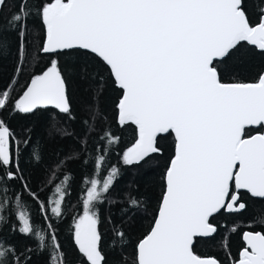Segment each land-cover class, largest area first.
<instances>
[{
  "label": "snow or ice",
  "instance_id": "1",
  "mask_svg": "<svg viewBox=\"0 0 264 264\" xmlns=\"http://www.w3.org/2000/svg\"><path fill=\"white\" fill-rule=\"evenodd\" d=\"M5 2L0 0V18L20 37L31 18L39 21L41 52L49 62L22 95L0 90V111L9 105L20 113L52 106L71 115L59 58L80 50L98 57L121 93L115 105L118 123L135 126V142L123 151L122 163L138 166L163 155L159 141L172 137L162 199L150 231L135 245L133 264H221L195 254L197 238L213 237L219 227H227L213 223L217 215L246 209L241 192L264 198V71L255 82H225L223 75L226 61L242 43L264 55V0L251 7L248 0H20L8 15ZM23 50L21 44V55ZM12 139L0 120V223L8 219L3 213H13L9 185L23 181ZM118 143L119 137L105 132L99 143L84 149L95 153L93 161H86L93 163L95 175L85 177L89 187L73 233L86 264H107L95 209L119 175L116 166L107 168L106 155ZM104 171L109 174L101 180ZM64 179L63 185L56 184V198L40 205L56 219L63 216L70 187V178ZM22 187L28 190L26 183ZM12 196L19 232L34 236L38 247L50 248L58 260L55 254L62 249L51 224L47 235L37 230L21 195L12 191ZM139 208L140 202L130 197L128 209ZM249 227L241 235L238 256L227 253L230 264H264V230ZM115 236L122 241L125 234L118 230ZM6 243L0 241V264H31V249Z\"/></svg>",
  "mask_w": 264,
  "mask_h": 264
},
{
  "label": "trees",
  "instance_id": "2",
  "mask_svg": "<svg viewBox=\"0 0 264 264\" xmlns=\"http://www.w3.org/2000/svg\"><path fill=\"white\" fill-rule=\"evenodd\" d=\"M32 2L28 0L29 4ZM258 2L248 0L250 7ZM19 3L20 0H6L4 13L8 15L15 11L13 5L19 6ZM42 39V26L34 18L29 20L27 33L23 37L13 28H6L0 18V90L7 88L13 97H17L31 77L39 74L48 64L49 56L40 51ZM21 44L23 55L20 52ZM59 59L66 79L71 115L50 108L20 113L10 110L11 105L0 111V120L13 133L11 151L23 176V181L9 185L13 213H3L8 219L6 223H0V241H6L5 246L31 249V264H86L75 244L73 233L75 219L83 214V201L89 187L85 177L95 175L93 163L86 162L93 161L95 153L84 149L99 143L105 132H111L119 137V143L106 154L107 168L116 166L119 175L103 202L95 209L99 216L97 229L102 238L100 247L107 264L133 263L135 244L147 232L162 193V176L172 154V137L167 136L159 141L164 149L163 155H154L151 160L138 166H125L121 156L135 142V127L121 126L116 122L115 105L120 91L112 83L108 69L95 56L83 51ZM225 69V82H255L257 73L264 70V55L242 43L226 61ZM100 81H103V85ZM59 161L64 163L57 167ZM107 174L108 171H104L100 179ZM65 177L70 178V187L62 202L63 216L56 219L50 210L46 213L41 211L40 205L56 198V184L66 183ZM25 183L28 190L22 187ZM12 191L21 195L31 223L37 230L47 235L51 231L49 224L55 230L62 249V253L55 254L58 260L52 258L50 248L41 250L34 236L26 237L19 232ZM33 193L38 199L33 198ZM241 196L246 209L233 215H217L213 223L227 227H219L213 237L198 238L195 254L215 257L221 264H229L227 253L230 251L237 256L242 247V231L250 230L249 226L255 231L264 230V225L259 223L264 220V200L249 197L244 192H241ZM130 197L140 202L138 210L128 209ZM233 226L237 228L236 232L229 230ZM118 230L125 234L122 241L115 236Z\"/></svg>",
  "mask_w": 264,
  "mask_h": 264
},
{
  "label": "water",
  "instance_id": "3",
  "mask_svg": "<svg viewBox=\"0 0 264 264\" xmlns=\"http://www.w3.org/2000/svg\"><path fill=\"white\" fill-rule=\"evenodd\" d=\"M246 44V43H245ZM246 45H248V44H246ZM248 46H250V45H248ZM250 47H252V46H250ZM256 50V49H255ZM41 51V50H40ZM80 51H83V50H80ZM256 51H259V50H256ZM42 53V52H41ZM43 54V53H42ZM94 56V55H93ZM96 57V56H95ZM97 59H99L98 57H96ZM100 60V59H99ZM101 61V60H100ZM102 62V61H101ZM102 64H103V62H102ZM104 65V64H103ZM106 68H107V66L106 65H104ZM108 69V68H107ZM264 71V70H263ZM108 72H109V70H108ZM110 74V73H109ZM30 82V80L27 82V84ZM26 84V85H27ZM26 85H25V87H26ZM25 87H24V89H25ZM23 89V90H24ZM23 90H22V92L20 93V95H22V93H23ZM120 95H121V93H120ZM118 100H119V98H118ZM118 100H117V103H118ZM116 103V104H117ZM44 108H50V109H54V110H56L55 108H53L52 106H47V107H44ZM56 111H58V110H56ZM116 122H118V120H117V110H116ZM134 126V125H133ZM135 127V126H134ZM165 171V170H164ZM164 174V173H163ZM245 194H247L249 197H251L248 193H246V192H244ZM253 198V197H252ZM161 199H162V193H161V195H160V198H159V201H158V203H157V207H156V210H155V213H154V216H153V219H152V222H151V224H150V226H149V228H148V230H147V232L148 231H150V228H151V225L154 223V217H155V215H156V213H157V211H158V205H159V202L161 201ZM257 199H263L264 200V198H257ZM245 231H247V230H245ZM147 232L144 234V235H146L147 234ZM244 231H242L241 232V234H240V241H241V243H242V246H243V241L241 240V235H242V233H243ZM143 235V236H144ZM142 236V237H143ZM141 237V238H142ZM140 238V239H141ZM198 239V238H197ZM201 239H205V238H201ZM138 242V241H137ZM136 242V243H137ZM136 245V244H135ZM134 250H135V247H134ZM238 254H239V251L237 252V256H238ZM201 257H209V256H201ZM123 264H128V263H123ZM129 264H133V263H129Z\"/></svg>",
  "mask_w": 264,
  "mask_h": 264
},
{
  "label": "rangeland",
  "instance_id": "4",
  "mask_svg": "<svg viewBox=\"0 0 264 264\" xmlns=\"http://www.w3.org/2000/svg\"><path fill=\"white\" fill-rule=\"evenodd\" d=\"M107 175H108V174H107ZM107 175H106V176H107ZM229 264H230V263H229Z\"/></svg>",
  "mask_w": 264,
  "mask_h": 264
}]
</instances>
